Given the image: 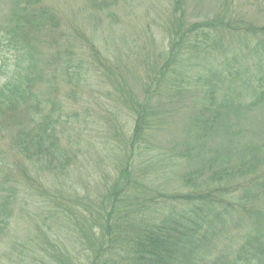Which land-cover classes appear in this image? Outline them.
<instances>
[{
  "label": "trees",
  "instance_id": "1",
  "mask_svg": "<svg viewBox=\"0 0 264 264\" xmlns=\"http://www.w3.org/2000/svg\"><path fill=\"white\" fill-rule=\"evenodd\" d=\"M182 3V0L174 2L170 24L166 29L169 37L168 52L162 53L166 59L162 65L150 67V72L154 75L149 78L146 93L153 86L154 95L160 89H165L170 96L181 95L192 84L199 85L203 76L192 66L193 62L200 57L212 60L226 58L230 49L229 45L224 46L229 41L224 39L225 34L239 37L244 45L248 36L254 34L264 37V27L254 29L251 26L243 28L238 23L231 25L225 13L212 21L186 24L188 20L182 10ZM39 4L40 0L16 3L17 13L13 16L12 23L9 21L7 25L0 26V47L6 44L8 51L16 55L26 53L27 56L34 52L33 57L27 56L23 73L19 58H16L17 70L13 80L0 89L4 98L0 102V136L10 142L17 155L12 159L11 169H15L21 177L30 195L40 193V197L32 199L39 205L36 220L45 212L44 207L39 204L43 198L41 196L45 194L43 189L50 188L53 181L60 182L69 177L70 167L77 161L66 154L62 144L63 108L55 99L56 90L53 92L48 88L44 94L35 90V83L42 81L43 73L37 70L35 45L50 47L67 40L49 15L47 6L43 3L38 9ZM22 5L24 6L20 8ZM64 45L57 47L54 55L50 56V62L55 64V73L61 76L67 75L69 71L68 67L61 72L64 60L67 61ZM263 50L264 42L260 40L255 51L251 52L259 53L256 57L259 58L260 67L264 65ZM213 55L216 57L213 58ZM0 61V67H4V57L1 55ZM155 64L156 62L151 63L150 66ZM219 67L215 66V70L209 73L212 77L209 78L210 81L223 83L222 74L216 71ZM246 79L247 76H244L241 80ZM253 79L257 88L259 87L258 92L253 89V92L242 94L230 88L227 94H220L222 88L217 89L215 86L207 91L204 87L201 92L196 91L193 105L198 112L190 121V134L188 130L186 132L188 140L177 155V160L184 165L173 164L171 155L164 158L169 154H150V138L155 122L148 106L149 98L145 97L137 102L132 91L121 92L124 104L120 101V111L132 115L134 125L131 135L130 128L127 131L123 148L119 145L113 148L115 174L106 182L108 184L104 186L99 201H90L86 207L87 214L80 212L75 216L71 227L65 225V221L79 206L75 196L73 206L63 208L65 206L62 204L58 209L48 212L56 219L52 223V228L57 229L55 241H61L63 235L58 234V229L67 227L66 231L70 233L63 236L71 246L67 248L63 244L65 249L59 250V255L54 256L57 263L232 264L233 261H245L248 264H264V232L254 233L237 246L226 240L234 226L232 219L239 211V206L243 210L250 208L248 214L254 213L259 222L263 218L257 211V203L244 206V199L234 195L236 191L240 192L242 187L238 186L242 181L246 184V176L254 180L262 179L259 182L261 192L264 193V157L257 158L255 167L239 161L237 168L224 170V177L211 169V165L219 163V158L208 157L211 163L207 168L204 165L195 167L194 164L191 167L186 163L194 154L204 149L202 143L208 135L217 132L222 122L236 113L248 112L264 101L262 80ZM251 96L253 100L245 104V99ZM103 150L111 152L106 145ZM118 150L120 158L117 164ZM108 155L111 156V153ZM139 158L141 161H137ZM6 168L7 165L0 161V178L4 174H11L10 170L5 171ZM167 174L170 180L167 179ZM204 174H208L207 177ZM106 175L109 177V174ZM235 179L238 180L235 182ZM8 193L3 191L0 183L1 201L8 202ZM72 195V189H69L66 196ZM6 209L7 206L0 205V211ZM6 225L7 218L0 223V230ZM225 241L229 244L223 243ZM222 244L224 247L220 249ZM36 254L38 253L33 252L28 256L30 264L39 263ZM255 255L258 260L254 259Z\"/></svg>",
  "mask_w": 264,
  "mask_h": 264
},
{
  "label": "rangeland",
  "instance_id": "2",
  "mask_svg": "<svg viewBox=\"0 0 264 264\" xmlns=\"http://www.w3.org/2000/svg\"><path fill=\"white\" fill-rule=\"evenodd\" d=\"M29 1L0 0V26L12 21L17 13L16 3ZM182 1V10L188 20L186 24L212 21L225 13L231 25L238 23L243 28L251 26L254 29L264 27V0ZM174 2L175 0H40L38 9L43 3L47 6L49 15L67 40L50 47L35 45L37 70L43 72L42 81L35 83V90L43 94L48 88L53 92L56 90L55 99L63 108L62 144L66 154L77 161L70 167L69 177L66 176L60 182L52 180L50 188L43 189L45 194L41 196L43 198L39 204L44 207L45 212L36 220L39 205L33 200L40 197V193L30 195L21 177L15 169H11L12 159L17 155L10 142L0 136V161L7 165L5 171H11V174H4L0 178L1 187L6 194L9 192L10 198L8 202L0 199V205L7 206L6 211H0V223L7 218V225L0 230V264H30L28 256L33 252L38 253V264H58L54 256L59 255V250L65 249L63 244L67 248L71 246L63 236L70 234L66 231L67 227L58 229V234H63L61 241L54 240L57 229L52 228V223L56 219L48 212L58 209L62 204L65 206L63 208L73 206L75 196L79 206L65 221V225L71 227L75 216L80 212L87 214L86 207L90 201H99L104 186L108 184L106 182L115 174L113 148L116 145L123 148L127 131L130 128L131 135L134 125V117L120 111L121 103L124 104L121 92L132 91L137 102L145 97L149 98L148 106L155 122L150 138V154H169L164 158L171 155L173 164L184 165L177 160V155L188 140L186 132L188 130L190 134V121L198 112L193 105L196 91L201 92L203 87L207 91L215 86L217 89L222 88L220 94H227L230 88L242 94L253 92V89L258 92L259 87L257 88L253 78L262 80L264 85V65L260 67L259 58L256 57L259 53L251 54L257 48L258 41L264 42V37L253 34L245 38L244 45L239 37L225 34L224 39L229 41L224 46L229 45L230 49L226 58L212 60L200 57L193 62L192 66L203 76L199 85L192 84L181 95L170 96L165 89H160L154 95L153 86L146 93L149 78L154 75L150 72V67L160 66L166 59L162 53L168 52L169 37L166 29L170 24ZM63 44L67 61L64 60L61 72L68 67L69 71L67 75L61 76L55 73V64L50 62V56ZM6 46L3 44L0 47V55L4 57V67H0V89L13 80L17 70V57L23 73L27 56H34V52L27 56L26 53L16 55L8 51ZM212 57L215 58L216 55ZM154 62L156 64L150 66ZM262 62L264 63V59ZM215 66H220L216 71L222 74L223 83L209 80L212 78L209 73L215 70ZM244 76H247V82L241 80ZM252 100L253 96L246 98L244 102L248 104ZM1 101H4L2 93ZM124 126L126 127L121 129ZM202 144L204 149L194 154L195 158L187 161V165H204L207 168L211 163L208 157L219 158V163L211 165V169L221 177L225 175L224 170L237 168L239 161L255 167L257 158L264 157V101L248 112L232 115L229 120L221 123L217 132L208 135ZM104 145L111 152L104 151ZM110 153L111 156L108 155ZM117 154L118 164L119 150ZM137 161H141L140 158ZM246 179V184L242 181L238 186L242 187L240 192L236 191L234 196L249 200H243L244 206L257 203V211L263 218L259 222L254 213L248 214L250 208L243 210L239 206V211L232 219L235 227H231L226 238L234 246L244 243L256 232H264V193L261 192L259 182L262 179L254 180L250 176H246ZM250 180L253 182L249 183ZM69 189H72L71 197L66 196ZM41 221L43 222L40 223ZM227 241L223 243L229 244ZM223 247L222 244L220 249ZM254 259L259 258L255 255ZM235 262L237 261L232 264H248L245 261Z\"/></svg>",
  "mask_w": 264,
  "mask_h": 264
}]
</instances>
